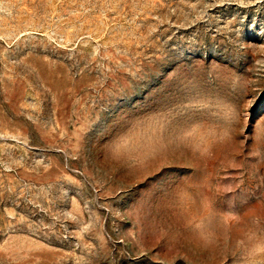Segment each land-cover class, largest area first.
I'll return each instance as SVG.
<instances>
[{"label": "rangeland", "instance_id": "rangeland-1", "mask_svg": "<svg viewBox=\"0 0 264 264\" xmlns=\"http://www.w3.org/2000/svg\"><path fill=\"white\" fill-rule=\"evenodd\" d=\"M0 264H264V0H0Z\"/></svg>", "mask_w": 264, "mask_h": 264}]
</instances>
